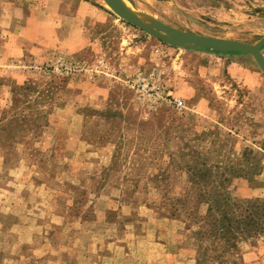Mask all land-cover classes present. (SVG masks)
<instances>
[{"label":"rangeland","instance_id":"1","mask_svg":"<svg viewBox=\"0 0 264 264\" xmlns=\"http://www.w3.org/2000/svg\"><path fill=\"white\" fill-rule=\"evenodd\" d=\"M128 2L180 31L264 36V0ZM2 4L0 264H221L197 240L204 196L264 202L255 60H202L102 0H50L38 25ZM226 258L264 264V236Z\"/></svg>","mask_w":264,"mask_h":264},{"label":"trees","instance_id":"2","mask_svg":"<svg viewBox=\"0 0 264 264\" xmlns=\"http://www.w3.org/2000/svg\"><path fill=\"white\" fill-rule=\"evenodd\" d=\"M204 199L209 207L197 240L206 259L211 254V259L225 264L226 256L233 254L240 242L264 236V202L239 203L227 195Z\"/></svg>","mask_w":264,"mask_h":264},{"label":"water","instance_id":"3","mask_svg":"<svg viewBox=\"0 0 264 264\" xmlns=\"http://www.w3.org/2000/svg\"><path fill=\"white\" fill-rule=\"evenodd\" d=\"M112 11L126 23L138 28L156 40L183 50L195 52L211 51L221 54L239 53L250 55L264 75V36L255 44L236 40L204 36L180 31L150 19H140L136 11L130 8L124 0H104Z\"/></svg>","mask_w":264,"mask_h":264},{"label":"crops","instance_id":"4","mask_svg":"<svg viewBox=\"0 0 264 264\" xmlns=\"http://www.w3.org/2000/svg\"><path fill=\"white\" fill-rule=\"evenodd\" d=\"M3 2V16H8V22H10L11 18H16L19 20H26L27 22L32 23L33 25H38V22L43 19V14L40 9L39 13L38 7L41 5L50 4V0H0ZM3 18L0 20L2 21ZM31 25V24H30ZM29 29V28H28ZM8 35L10 33L8 32ZM9 46V45H8ZM24 46H16L14 50L17 51V58H20L23 54L21 50H23ZM264 50V47L263 49ZM198 55L202 58V60L207 59L209 62L217 61L220 55L211 53V52H198ZM223 61V60H222Z\"/></svg>","mask_w":264,"mask_h":264},{"label":"bare ground","instance_id":"5","mask_svg":"<svg viewBox=\"0 0 264 264\" xmlns=\"http://www.w3.org/2000/svg\"><path fill=\"white\" fill-rule=\"evenodd\" d=\"M102 2L105 3V6H106V7H109V6L106 4V2H105L104 0H102ZM124 2H125L130 8H132L133 10H135V9L129 4L128 0H124ZM109 8H110V7H109ZM110 10H112V9L110 8ZM135 11H136L137 16H138L140 19L145 20V21H149V20L151 19V16H150V15H148V14H146V13H142V12H140V11H138V10H135Z\"/></svg>","mask_w":264,"mask_h":264}]
</instances>
